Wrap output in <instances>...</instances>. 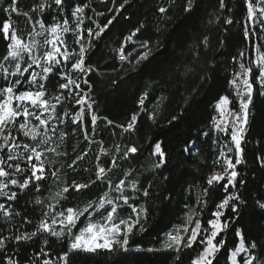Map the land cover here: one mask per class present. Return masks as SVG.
Wrapping results in <instances>:
<instances>
[{
	"label": "trees",
	"instance_id": "16d2710c",
	"mask_svg": "<svg viewBox=\"0 0 264 264\" xmlns=\"http://www.w3.org/2000/svg\"><path fill=\"white\" fill-rule=\"evenodd\" d=\"M41 2L43 0H18V12L9 14L3 12L4 8L10 7L9 0H0V21L10 15L18 34L26 41L32 39L36 25L34 21L37 19L42 18L46 25L57 22L62 24L63 19H70L71 27H75V18H71L70 13L77 5H87L84 8L85 17L81 29L102 25L114 15L110 9L118 7L119 0H66L63 12L55 6L52 9L45 8L43 12L32 11ZM185 2L186 0H133L131 7L123 14L115 13L117 18L114 23L102 38L96 41V47L88 53L90 62L96 69L89 77L97 102L96 114L99 116L93 136L94 142L84 141L83 134L77 125L71 123L69 117H63L65 123L62 125L53 120V124L58 125V131L68 133L64 141L53 137L57 152L67 155L46 153V166L50 170H58L59 179L49 177L41 192L33 190L27 201L21 200L22 205L26 204L27 208L36 210L35 214L29 216L31 223L24 222L21 213V216L8 222L0 234L36 231L41 218L53 229L58 230V222L62 219L60 212H64L67 207L82 209L89 201H97L107 190V184L97 181L79 193L71 189L70 194L63 193L62 189L72 181L84 183L95 179L97 164L108 168L111 166V160L116 159L118 166L108 172V178L116 184L120 179L126 178V173H131L126 179L129 182H137L136 189L131 183H127L124 194L131 197L129 203L151 206L152 227L146 233L133 234L129 244L130 251L127 253H108L106 250H98L95 253L70 252L72 264H119L120 261H123V264H190L199 247L182 250L178 253L180 260L176 261L177 253L167 247V234L182 227L191 215L194 219L199 216L206 224V221L212 218L211 213L217 210L215 205L226 195L219 185L211 190L210 198L203 194L208 176L214 170H220L219 167L214 169L213 161H223L219 154L222 149L225 150L223 146L229 141L228 136L212 129L214 106L223 95H229L232 99L229 81L238 68L233 57L244 51L249 58H254L256 53L251 43L244 39L246 7L243 0H226L228 6L223 9L219 7V0H195L191 13L183 11ZM160 6L168 8L169 12L166 15L159 14L155 10ZM25 12L28 17L23 15ZM53 16L57 18L55 21L51 19ZM29 18L32 19V24L28 23ZM226 19H232L233 23L225 24ZM142 22L145 29L138 34V38L133 37L131 43L125 44L126 37ZM157 39L159 46L156 45ZM256 39L258 44L264 43L259 37ZM145 40L152 46L153 54L148 61L137 66L134 57L143 51L139 44ZM67 41L71 47H76L74 37L70 33L67 34ZM120 48L127 49V52L123 53L127 56L125 61L119 59ZM0 51H3L2 44ZM5 66L10 72L14 71V62H7ZM72 75L75 78L79 74L73 72ZM10 79L14 80L15 77ZM56 79L55 76H50L46 82L51 95H56L58 91L55 87ZM5 83L7 82L3 79V73L0 72V86ZM27 87L25 85L20 90H26ZM145 93L148 94L146 98ZM141 99H144L143 106L140 104ZM73 103L74 101L66 100L63 106L58 107V114H62L65 109L73 112ZM254 105L246 133L247 142L243 144L246 150L245 162L237 166L240 173L238 179L245 181V184L239 187V194L245 203L239 204V214L231 212L228 208L221 210V221H227L228 226L217 237L225 240V247L217 254L218 260H215L214 264H230L226 256L238 244L239 237L235 236L237 229L241 230L249 242L257 241L264 245V211L255 207V201L264 196V166H261L257 159L264 155V96L254 95ZM231 106L235 107V103ZM133 112L140 113L135 130L125 131L119 125L127 127ZM149 115L154 119H149ZM105 117L112 120L114 125H107ZM173 117L176 119L173 120ZM85 122L88 123L87 114ZM73 128H77L75 134L72 133ZM89 131L91 132L90 127ZM204 133L208 135L205 136ZM14 135L21 143L35 142L23 137L18 131H14ZM192 141L195 143L191 144V152H183L185 143ZM154 142H162V146L167 150V163L160 168H156L159 160L150 151L154 149ZM131 146H136L138 153L130 154L124 159L123 151ZM101 148L107 150V155ZM85 152L88 154L82 161H77L72 168L67 166L77 154L83 155ZM97 154L100 155L99 160L96 159ZM150 183L152 195L143 197V187ZM230 191L236 192V189L230 188ZM20 195L23 196L24 193ZM110 196L117 195L112 192ZM37 197L42 204L35 203ZM199 200H207V206L200 205ZM5 202L4 198L0 197V203ZM45 212L49 215L44 216ZM91 212L86 213L82 221L87 220ZM130 213L131 209L121 202L118 222L119 219L127 220ZM53 218L57 220L55 225L51 224ZM0 224H5L2 215ZM123 227L124 225H121V229ZM45 239L50 241L47 246L44 244ZM55 240L56 238L47 232H38L32 240L12 244L7 255L20 260L21 264H43L44 259L51 260L52 264H61L57 254L67 251L70 241L67 237L63 243H51ZM41 248L48 256L41 253L37 258L36 254ZM148 249L153 251L149 252ZM17 251L21 252V256H16ZM255 251L259 253L264 249L258 248Z\"/></svg>",
	"mask_w": 264,
	"mask_h": 264
},
{
	"label": "snow or ice",
	"instance_id": "6c2138e0",
	"mask_svg": "<svg viewBox=\"0 0 264 264\" xmlns=\"http://www.w3.org/2000/svg\"><path fill=\"white\" fill-rule=\"evenodd\" d=\"M10 7L4 8V13H17L18 0H9ZM195 0H186L183 7L185 13H191L193 10ZM66 0H43L32 11L43 12L45 8L52 9L55 6L61 12L64 11ZM133 0H119L118 7L110 9L114 15L107 19L105 23L97 24L95 28L86 26L81 29L84 24V8L87 5L74 6L70 13L71 18H75V27H71L70 19H63V23H53L46 25L45 21L37 19L34 21L39 25V32L33 29L34 35L32 41L25 42L21 35L18 34L17 28L13 25L10 15L6 16L3 21H0V44L3 45V51H0V72L3 73V79L7 82L0 86V197L4 198L5 203H0V215L5 220V224H0V233L7 227L14 217L21 216L23 213V221L31 223L29 216L35 214V209L27 208V205H22L21 200L27 201L32 191L41 192L42 187L46 185L49 177L59 179L58 170H50L45 163L46 153L53 152L57 155H67V153L57 152V148L51 145L55 143L53 137L64 141L68 135L67 132L58 131V125L65 123L63 117L70 118L71 123L78 126L79 131L83 134L84 141L93 143V136L96 132L97 122L99 116L96 114L95 105L96 100L93 96V87L90 81V76L95 73L96 69L90 62L88 53L96 47V41L101 39L103 34L116 20L115 13L123 14L128 7H131ZM246 7V15L243 23L244 39L249 41L252 45L253 51L256 53L254 58H249L247 53L241 51L238 56L233 57V61L238 65L237 70L233 73L232 79L229 83L233 86L232 96L234 100L230 99L229 95L219 97L216 108H221L224 105L238 104V107H230L229 115L231 121L221 127L220 123L213 120L214 130H220L228 136L229 141L225 143L223 149L220 151V156L223 161L217 159L213 161L214 169L219 167V171H213L207 178V187L204 188L203 194L210 198L211 190L216 186H222L226 193L222 201L215 205L216 211L211 213V217L205 222L197 216L193 222L191 217L187 221L189 227L182 229H175L169 232L168 244L169 249H173L177 255L175 260H180L178 254L184 249H193L194 246L199 247V251L191 258L190 264H214L218 260L217 254L220 253L221 248L225 247V240L223 238L217 239L223 232L224 228L228 226L227 221H221L223 216V209H230L231 212L239 214V204L245 203L239 194V187L245 184L243 179H238L240 176L237 166L245 162V148L243 144L246 143V133L249 129L250 117L253 115L254 95L264 96V43H257V37L264 41V0H243ZM226 0H219V7L226 8ZM157 11L161 15H166L169 12L168 8L164 6L158 7ZM28 17V13H23ZM103 15V13H97ZM55 21L57 18H51ZM92 20L91 17H87ZM28 23L32 24L31 18ZM95 23V21H93ZM225 24L231 25L232 19H226ZM179 27V23L177 24ZM145 29V24L140 23L131 34L126 37L129 43L132 42L133 37L138 38V34ZM71 34L74 37V45L71 47L65 38L60 36V33ZM43 36L42 44L38 42L35 37ZM151 39V38H148ZM207 40V37H205ZM156 45L159 46V40H156ZM47 47V50L40 52V48ZM139 47L143 51L139 52L134 59L136 65L148 61L152 56V46L147 40L140 42ZM121 53L119 59L126 60L127 56L123 53L127 52L126 48H120ZM131 53H129L130 55ZM27 57L25 64L22 65L20 61ZM7 62L14 63V71H9L5 66ZM40 69V71H36ZM135 71V68L133 69ZM78 73L75 78L72 73ZM50 76H55V87L58 89L56 95H51L47 86V81ZM15 77V79H10ZM79 81V82H78ZM115 84L116 81H113ZM27 85L26 90H20ZM148 96L145 93V98ZM66 100L74 101L72 107L73 112L66 109L62 114H58L57 109L64 105ZM140 104L144 105V99L140 100ZM144 110L143 108L141 109ZM74 113V114H73ZM87 114V121L85 122V115ZM140 113L133 112L127 127L119 125L125 131L135 130ZM149 119H154L149 115ZM173 120L176 117L172 118ZM58 121V125H53L52 121ZM109 126H113L114 122L107 117L104 118ZM36 121V123H33ZM91 128V132L89 131ZM14 131H18L23 137L35 141L36 144L27 142L21 143L19 138L14 135ZM77 128L72 129L75 134ZM51 132V135H49ZM205 136L208 133H204ZM191 143L186 142L183 152H191ZM101 151L107 155V150L101 148ZM119 151V146H117ZM155 155L159 163L156 168H160L167 163V150L162 146V142H154V149H150ZM138 148L136 146L127 147L122 157L127 159L130 154H137ZM234 153V155H228ZM87 152L83 155L77 154L75 159L68 164L69 168L76 165L77 161H82ZM96 159H100L97 154ZM261 166H264V155L257 157ZM111 166L106 168L97 164L95 171V179H89L87 182L78 183L72 181L68 186L62 189L63 193L71 191L79 193L84 189L90 188L96 184L97 181L107 184L105 190L97 201H89L82 209L67 207L64 212H60L62 217L60 230L53 229L43 218L36 231L30 233H21L10 235L0 234V264H21V261L7 255L11 250L12 244H20L32 240L37 236L38 232H47L51 237H55L57 241L63 243L67 237L71 238L67 251L63 254H57L63 264H72L69 253H95L98 250H106L108 253L114 251H121L127 253L130 251V239L134 233H146L152 227L150 217L152 215L151 206H144L143 204L129 203L131 197L124 194V187L127 183L136 189L137 182L127 181V176L131 173L125 174V179H120L118 183L113 184L108 178V172L112 168L117 167L116 159H112ZM88 171V169H85ZM167 179V177H163ZM152 184L143 187L142 196L150 197L152 193L150 189ZM231 189H236V192H231ZM15 189V190H13ZM139 191V189H137ZM120 193L115 197H111L110 193ZM20 193H24L23 196ZM59 196L60 193H57ZM159 198V197H158ZM123 205H127L131 209V213L127 220L118 219V210ZM36 204H42V201L37 197ZM198 203L203 207L207 206V200H199ZM108 206V207H106ZM255 207L264 211V196L259 197L255 201ZM19 209V210H17ZM95 209L98 213L100 209H105V213L101 215V222L99 224L89 223L87 227L79 230L78 234L73 233V229L77 227L81 217H85L86 213ZM49 213L45 212L44 216ZM57 220L52 219L51 224L55 225ZM109 224L111 226H109ZM121 225H124L121 229ZM181 232L183 235H181ZM235 236L239 237V244L230 251L226 259L231 260V264H238L237 257H240L241 264H264V251L257 253L255 250L264 249V245H260L257 241L249 242L247 237L242 234L241 230H235ZM35 243V242H33ZM246 243L248 246L246 247ZM47 246L50 244L48 239L44 240ZM149 252L153 249H148ZM227 251V250H226ZM43 253L48 256V253L43 248L37 252V258ZM247 254V255H241ZM16 256H21V252L17 251ZM43 264H52L49 259H44ZM119 264H123L120 261Z\"/></svg>",
	"mask_w": 264,
	"mask_h": 264
},
{
	"label": "rangeland",
	"instance_id": "374dc122",
	"mask_svg": "<svg viewBox=\"0 0 264 264\" xmlns=\"http://www.w3.org/2000/svg\"><path fill=\"white\" fill-rule=\"evenodd\" d=\"M33 29H35L36 32H39L40 31L39 25H34V28ZM60 36L62 38H65L67 40V34L61 32L60 33ZM35 39L42 44V42L44 40V37L43 36H36ZM31 41H32V39H29V40H26L25 42H29L30 43ZM69 45H70V43H69ZM46 50H47V47L46 46L40 48V52L41 53L44 52V51H46ZM26 59H27V57H25L24 60L20 61L22 65L25 64ZM36 71H40V69H36ZM231 90H232V93H233L234 89H233V86L232 85H231ZM232 99L234 100V97L233 96H232ZM230 107H232V106L231 105H224V106H222L221 108L218 109V108H216V104L214 106L215 116H214L213 120H215L218 123H220L221 127H223L225 124L230 123V121H231V116L229 115V109H230ZM235 107H238V104L235 103ZM33 123H36V121H33ZM52 124H53V122H52ZM212 129L214 130L213 121H212ZM214 132L219 133L221 135H226L224 132H222L220 130H214ZM49 135H51V132H49ZM0 142H2V141H0ZM32 144H36V142H32ZM51 146L54 147V143ZM224 151L227 152L226 149ZM228 155H234V153H228ZM114 193L116 195H119L120 194V193H116V192H114ZM106 207H108V206H106ZM90 211H92V212L89 214V217L87 218V220L82 221V217L80 218V221L78 222L77 227L73 229V233L74 234H78L79 230L87 227V225L90 222L93 223V224H99L101 222V215L105 213V209H100L99 210V213L95 209H92ZM190 217H191V219L194 222V220H195L194 219V216L191 215ZM189 218L187 219V221L189 220ZM187 221H186V223L182 227H180L178 229H182L184 227H189V224L187 223ZM116 222L119 223L118 220H116ZM58 225H59V229L58 230H60V228L62 227V225L60 224V222H58ZM109 226H111V225L109 224ZM181 235H183L182 232H181ZM68 238H69V241L71 242V238L70 237H68ZM239 240H240V238H239ZM239 240H238V244H239ZM241 255L243 256V255H247V254H241ZM229 262L231 264V260H229ZM237 262H238V264H241L240 257L239 256L237 257ZM61 264H63V261H61Z\"/></svg>",
	"mask_w": 264,
	"mask_h": 264
},
{
	"label": "water",
	"instance_id": "95a60500",
	"mask_svg": "<svg viewBox=\"0 0 264 264\" xmlns=\"http://www.w3.org/2000/svg\"><path fill=\"white\" fill-rule=\"evenodd\" d=\"M129 42L127 41V39L125 40V44H128Z\"/></svg>",
	"mask_w": 264,
	"mask_h": 264
},
{
	"label": "built area",
	"instance_id": "2783aa9c",
	"mask_svg": "<svg viewBox=\"0 0 264 264\" xmlns=\"http://www.w3.org/2000/svg\"><path fill=\"white\" fill-rule=\"evenodd\" d=\"M125 61V60H124Z\"/></svg>",
	"mask_w": 264,
	"mask_h": 264
}]
</instances>
